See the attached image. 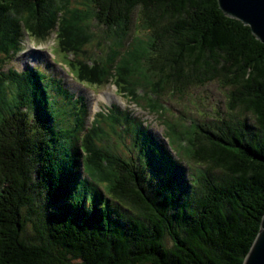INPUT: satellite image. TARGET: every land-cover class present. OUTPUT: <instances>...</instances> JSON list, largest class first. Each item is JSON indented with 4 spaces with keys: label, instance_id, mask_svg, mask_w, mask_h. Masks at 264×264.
I'll use <instances>...</instances> for the list:
<instances>
[{
    "label": "trees",
    "instance_id": "obj_1",
    "mask_svg": "<svg viewBox=\"0 0 264 264\" xmlns=\"http://www.w3.org/2000/svg\"><path fill=\"white\" fill-rule=\"evenodd\" d=\"M94 21L107 58L76 63ZM57 27L70 69L145 102L167 141L122 120L142 148L121 155L94 140L117 106L83 132L86 104L60 78L5 69L26 35ZM214 81L210 119L169 118L162 96ZM263 214L264 42L250 25L219 0H0V264H242Z\"/></svg>",
    "mask_w": 264,
    "mask_h": 264
},
{
    "label": "rangeland",
    "instance_id": "obj_2",
    "mask_svg": "<svg viewBox=\"0 0 264 264\" xmlns=\"http://www.w3.org/2000/svg\"><path fill=\"white\" fill-rule=\"evenodd\" d=\"M82 3L83 1L80 2V5L83 6ZM81 10L83 11V7ZM91 28L94 31L92 32V37H94L93 41L81 46V48L79 47L80 50L78 51L73 50L76 63H80L81 61L93 63L96 60L101 61V59L107 58L105 52L107 50L104 48V46H106V35L104 30L96 21L91 24ZM81 31L85 30L81 29ZM58 35L59 27L49 36L40 39L31 38L29 35H26L19 52L5 69L7 70L9 67H13L16 70L24 71L32 68L37 71H42V74L51 79L60 78L64 87H66L72 95L83 98L81 107L83 108L86 104V130H83V132H87L90 126L93 125L96 112H108L109 107L117 106L120 110V115L116 118L119 119V123H114L115 121H112L113 119L111 120L110 117L109 120L103 121V119H101L99 124H101L103 129H99L100 131L96 132V134L94 133V140L96 139L102 146L114 148L117 152H120L121 155L125 154L130 156L135 152V149L139 150L142 148V142L139 141L140 139H136L131 130L126 131V125L122 126V123H120L122 120L127 121L128 119H134L135 123L143 124L155 141L162 143L167 141L165 136V121H163V118L157 112H151L149 109L145 108V102H141L142 105L133 103L129 98L117 91L116 83L113 80H110L108 83H106L107 81H103L102 83L82 81L78 66L73 67L74 70H70L65 61V64L62 62V60H65L63 53L59 52V49H57L58 45L56 43V38ZM79 36L80 35H77V37ZM86 36H90V34L87 33ZM76 41H78V39H73V43ZM73 53L71 52L69 57L73 58ZM73 74H75L78 79L74 77ZM54 95L56 96V94ZM223 99V89L219 86L218 82L214 81L202 86H191L183 95L177 93L165 94L164 97L162 96L161 102L165 105L169 118L174 120L179 116L186 115V118H183V120L191 124L192 120H198L199 118L210 119L214 109L217 110L223 107ZM205 119L201 121H205ZM113 124L116 125L112 127ZM81 135V141L79 142L78 140L79 145L84 143L83 134ZM172 153L174 157H179L174 151ZM182 166L185 172L182 176L184 177L182 178L183 182L185 176H187L186 171L188 170V166L186 162H184ZM78 172L82 174L81 170ZM178 177L181 179V172Z\"/></svg>",
    "mask_w": 264,
    "mask_h": 264
},
{
    "label": "water",
    "instance_id": "obj_3",
    "mask_svg": "<svg viewBox=\"0 0 264 264\" xmlns=\"http://www.w3.org/2000/svg\"><path fill=\"white\" fill-rule=\"evenodd\" d=\"M223 11L251 26L253 33L264 42V0H219ZM242 264H264V214L250 250Z\"/></svg>",
    "mask_w": 264,
    "mask_h": 264
},
{
    "label": "clouds",
    "instance_id": "obj_4",
    "mask_svg": "<svg viewBox=\"0 0 264 264\" xmlns=\"http://www.w3.org/2000/svg\"><path fill=\"white\" fill-rule=\"evenodd\" d=\"M32 69V68H31ZM26 70H28V69H26ZM25 71V70H24ZM20 72H22V71H20Z\"/></svg>",
    "mask_w": 264,
    "mask_h": 264
}]
</instances>
